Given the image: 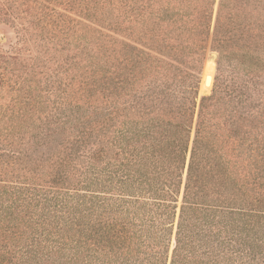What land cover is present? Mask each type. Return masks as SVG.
Masks as SVG:
<instances>
[{"label":"trees","instance_id":"obj_1","mask_svg":"<svg viewBox=\"0 0 264 264\" xmlns=\"http://www.w3.org/2000/svg\"><path fill=\"white\" fill-rule=\"evenodd\" d=\"M0 16V264H264V0Z\"/></svg>","mask_w":264,"mask_h":264},{"label":"rangeland","instance_id":"obj_2","mask_svg":"<svg viewBox=\"0 0 264 264\" xmlns=\"http://www.w3.org/2000/svg\"><path fill=\"white\" fill-rule=\"evenodd\" d=\"M5 18H6L5 16H0V43H1V45L4 48L10 49V48H12L14 46L16 47V46L20 45L21 41H20V39L17 38L16 27L8 24V23H11V22L4 23V21H6V20H4ZM16 21H18V20H16ZM211 58L215 59V68L212 71L214 73V81H215L216 75H218V73L221 72V70H218V66H217V55L215 53H210L208 55L207 59L205 60V63H204V67H203L202 75H201L202 76V81L204 79V71H205V68H206V66L208 64V60L211 59ZM221 68L224 69L223 67H221ZM202 81H201V85H202ZM212 89L208 93L201 94L202 92H201V87H200V95H199V97L201 98L202 95L211 94L212 93Z\"/></svg>","mask_w":264,"mask_h":264},{"label":"water","instance_id":"obj_3","mask_svg":"<svg viewBox=\"0 0 264 264\" xmlns=\"http://www.w3.org/2000/svg\"><path fill=\"white\" fill-rule=\"evenodd\" d=\"M214 85V73L213 72H208L206 73L203 81L201 88L204 87L205 89H209V91L213 88ZM203 94V93H201Z\"/></svg>","mask_w":264,"mask_h":264},{"label":"bare ground","instance_id":"obj_4","mask_svg":"<svg viewBox=\"0 0 264 264\" xmlns=\"http://www.w3.org/2000/svg\"><path fill=\"white\" fill-rule=\"evenodd\" d=\"M215 68V59L214 58H211L208 60V64L205 68V71H204V77L206 75V73L208 72H212ZM201 92L202 93H208L209 92V89H205L204 87L201 88Z\"/></svg>","mask_w":264,"mask_h":264}]
</instances>
